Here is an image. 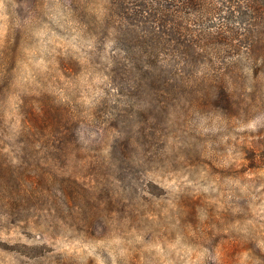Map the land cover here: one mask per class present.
I'll return each instance as SVG.
<instances>
[{
    "label": "rangeland",
    "instance_id": "1",
    "mask_svg": "<svg viewBox=\"0 0 264 264\" xmlns=\"http://www.w3.org/2000/svg\"><path fill=\"white\" fill-rule=\"evenodd\" d=\"M110 2L0 0V264H264V60L148 78Z\"/></svg>",
    "mask_w": 264,
    "mask_h": 264
},
{
    "label": "trees",
    "instance_id": "2",
    "mask_svg": "<svg viewBox=\"0 0 264 264\" xmlns=\"http://www.w3.org/2000/svg\"><path fill=\"white\" fill-rule=\"evenodd\" d=\"M109 9L114 43L149 67L148 78L163 76L164 65L184 77L216 60H264L256 53L264 50V0H111Z\"/></svg>",
    "mask_w": 264,
    "mask_h": 264
}]
</instances>
